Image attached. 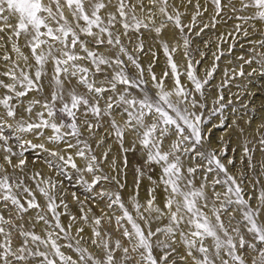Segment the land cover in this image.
I'll return each instance as SVG.
<instances>
[{"label":"snow or ice","instance_id":"1","mask_svg":"<svg viewBox=\"0 0 264 264\" xmlns=\"http://www.w3.org/2000/svg\"><path fill=\"white\" fill-rule=\"evenodd\" d=\"M254 76L264 0H0V264H264V118L245 135L231 91Z\"/></svg>","mask_w":264,"mask_h":264},{"label":"rangeland","instance_id":"2","mask_svg":"<svg viewBox=\"0 0 264 264\" xmlns=\"http://www.w3.org/2000/svg\"><path fill=\"white\" fill-rule=\"evenodd\" d=\"M205 39H207V37H205ZM213 47L215 48V44H213ZM222 48L225 50V55L221 58V60L218 62V69L216 71V73L214 74V79L211 81L210 84V92L209 95L210 96H214L216 94V85L219 84L221 82L222 76H223V72L225 68H229L231 69L232 67L236 66L239 62L237 61L236 57L243 55V53L240 51L239 46H237V48L235 49V51L231 54L227 53V48H228V44L225 43L222 45ZM229 61H231V63H229ZM211 52H209V59L206 60L204 63H202L201 65H199L198 67V71L200 73L201 76H203L204 70L206 66H211ZM162 68L164 66L163 64V58L160 60V63ZM156 71V70H155ZM245 71H249V69L245 68ZM161 72V71H160ZM160 72H156L158 75L160 74ZM169 83H171L169 81ZM248 83L249 89L251 91L256 92V96L255 98H251V103L249 104V109L247 111V114L244 115V119H241L239 121L241 127L245 128V135H248L249 137H252L255 135V129L257 124L260 122V120L262 118H264V109L260 108V104H261V100L264 99V79H261L259 77H251L249 78V80H244V79H238L236 80L232 87H231V91L232 92H236L237 88L235 87L236 84H245ZM228 90H225V95L227 96ZM250 98L248 96L244 97L245 101H248ZM253 109H255V111H253ZM240 113L244 114V109H240ZM235 117H233L229 111V119H228V123H231V120L234 119ZM252 119V124L251 127H247V125L245 124V120L247 119ZM231 133V139L233 141V146H236V144L238 143V135H239V131L238 130H230ZM223 134L222 130H215L213 133V139H217L219 138L221 135ZM226 139L228 138L227 136L225 137ZM119 153V148L118 146H114L113 147V152L112 155L116 156ZM231 154V153H230ZM26 155L29 157V167L35 170H39L41 172H44L45 174L48 175H55L54 173H51L47 167V165L44 163V156L43 154L37 155L35 153H26ZM127 157L128 160V164H127V168H126V181L123 180L122 178V182H125L128 186V188L132 189V185H133V179L135 176V167L138 165V163H140V161L138 160V158L133 155L132 153H126L124 154ZM109 159H111V156L109 157ZM256 159L259 160L260 159V153L257 152L256 153ZM32 161H35V163H31ZM121 163L123 162V158L121 157ZM237 166H239V153H237ZM71 175V173H70ZM60 179H63L62 177H60ZM64 189L66 190V199L71 207V210L73 212H76L78 210V205H76L73 200H72V192H76L78 196H80L81 199H84V197L87 195V193H85L83 191V189L80 187V185H77L75 183V180H67L64 179ZM128 193L127 190H125V195ZM144 193V192H143ZM141 199H143L141 197Z\"/></svg>","mask_w":264,"mask_h":264},{"label":"bare ground","instance_id":"3","mask_svg":"<svg viewBox=\"0 0 264 264\" xmlns=\"http://www.w3.org/2000/svg\"><path fill=\"white\" fill-rule=\"evenodd\" d=\"M214 48V47H213ZM161 59H162V57H161ZM155 70H156V72H160L161 70H162V66H161V64H158L156 67H155ZM111 143V142H110ZM115 145H113V147H114ZM145 183H147L146 181H145ZM125 190H127L128 192H130L132 189L131 188H128L127 187V189H125ZM127 193V192H126ZM141 197L143 198L144 197V193H143V189L141 190Z\"/></svg>","mask_w":264,"mask_h":264}]
</instances>
